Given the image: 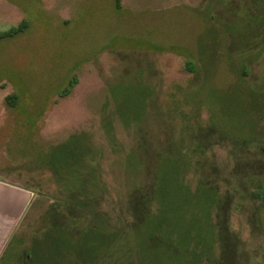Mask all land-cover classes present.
Wrapping results in <instances>:
<instances>
[{
    "label": "rangeland",
    "instance_id": "374dc122",
    "mask_svg": "<svg viewBox=\"0 0 264 264\" xmlns=\"http://www.w3.org/2000/svg\"><path fill=\"white\" fill-rule=\"evenodd\" d=\"M21 21L0 179L31 195L4 264H264V0H0V32Z\"/></svg>",
    "mask_w": 264,
    "mask_h": 264
},
{
    "label": "trees",
    "instance_id": "16d2710c",
    "mask_svg": "<svg viewBox=\"0 0 264 264\" xmlns=\"http://www.w3.org/2000/svg\"><path fill=\"white\" fill-rule=\"evenodd\" d=\"M26 27V22L25 21H21L20 22V24L17 26V27H13V28H11L10 30H8V31H5V32H0V39L1 38H3V37H6V36H11V35H13V34H15V33H17V32H19V31H22L24 28ZM76 81H77V79H76ZM76 81H75V83H76ZM74 83V84H75ZM74 84H72L71 85V87L70 88H66L64 91H63V94L62 95H67L70 91H71V88H72V86L74 85ZM16 99H17V96H16V94L15 93H11V94H9V95H7L6 96V100H7V103L8 104H10V105H14L15 104V102H16ZM260 195L262 196V195H264V188H262L261 189V191H260ZM166 198V197H165ZM164 201H167V199L166 200H164ZM164 201H162V202H164ZM161 202V203H162ZM171 207V209L174 211V212H176V211H179V213L177 214V216H180L182 213H183V211H180L181 209L179 208V206L176 204H174L173 205V207H172V205L170 206ZM164 210V207H162L161 206V208H160V211L158 212V214H157V217L160 219L162 216H164V215H169L167 212H165V211H163ZM164 214V215H163ZM176 219H178V217H176ZM154 220V219H153ZM152 222H154V221H152V220H150V219H146L145 221H144V223H143V227H141V230L143 231V233L148 237L149 236V234H151V236H155V234H156V230H157V228H154V227H152ZM168 223H172V222H170V221H168ZM175 223V222H174ZM179 223H180V221H178V223H175V224H178V226L180 227V228H182V226H180L179 225ZM170 225L171 224H167L164 228L165 229H163L162 227L164 226H162V227H160L161 229H162V231H160V233H163V231L164 232H167L168 234H169V242L171 241H174V239H173V237H172V232L175 230V229H173V230H171L170 229ZM159 228V229H160ZM177 231V230H176ZM158 232V231H157ZM95 234V233H94ZM111 234H113V233H111ZM96 235H98V242H94V258L96 257V256H101L102 254H103V252H104V247H101V244H102V242L103 241H107L108 239L109 240H111V243L113 244V248H111V250H112V252H113V254L117 251V249H119L120 247L118 246V245H116V243L114 242V241H112V239L114 238V237H117V235H115L114 237H112L111 235H110V233L108 232V237L105 235V237H104V234L103 233H101V235H100V233L99 232H97V229H96ZM134 236L136 237V238H144V236H142L140 233H138V234H136V232L134 233ZM161 237V236H160ZM190 237H191V235L189 234V239H190ZM144 239H147V240H144V243H141L140 241H138V243H139V245H138V247L136 248V251H139V249H141V247H143V248H145V249H147V248H158L157 246L158 245H160L157 241H155V243H153V241H151L150 243H149V239L148 238H144ZM152 240V239H151ZM170 242V243H171ZM117 246V247H116ZM111 250L109 251V252H111ZM120 253V252H119ZM136 253V252H135ZM5 254V253H4ZM4 254L2 255V258L0 259V264H4V262H5V260H4ZM27 255L25 256L26 257V259H30L31 257H32V254H31V249L30 250H27V253H26ZM124 254H125V252H122V253H120V258H123V256H124ZM135 255H137V253L135 254ZM134 259V261H133V263L134 262H136V260H137V257L138 256H132ZM142 257L144 258V262H145V264H156V263H154L153 262V259H155V260H158V257H157V254H156V257L154 256V254H153V256L152 257H150L149 255H145V254H143L142 255ZM33 258V257H32ZM34 260H35V258H33ZM131 259V258H130ZM36 260H37V258H36ZM35 260V261H36ZM35 261H34V263H32V264H35ZM38 261V260H37Z\"/></svg>",
    "mask_w": 264,
    "mask_h": 264
},
{
    "label": "crops",
    "instance_id": "0c3cea01",
    "mask_svg": "<svg viewBox=\"0 0 264 264\" xmlns=\"http://www.w3.org/2000/svg\"><path fill=\"white\" fill-rule=\"evenodd\" d=\"M26 195H31L27 189L0 179V253L18 221Z\"/></svg>",
    "mask_w": 264,
    "mask_h": 264
}]
</instances>
